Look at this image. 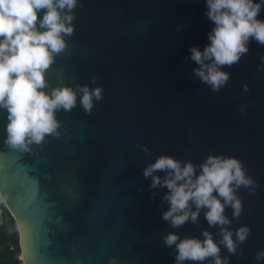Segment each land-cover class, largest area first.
I'll return each mask as SVG.
<instances>
[{
    "label": "water",
    "instance_id": "95a60500",
    "mask_svg": "<svg viewBox=\"0 0 264 264\" xmlns=\"http://www.w3.org/2000/svg\"><path fill=\"white\" fill-rule=\"evenodd\" d=\"M205 7L204 0H79L73 32L45 75L50 86L101 85V98L85 110L77 89L71 109L56 110L59 135L28 150L6 144L0 108V196L24 264H174L175 247L163 240L169 231L203 239L207 229L219 241L222 226L210 225L203 207L195 222L176 228L162 218L167 188L150 187L143 174L161 154L196 165L209 154L241 160L255 183L235 189L242 210L233 216L227 205L223 227L234 239L242 224L251 231L236 253L220 245L219 254L228 264H264L255 257L264 249V43L250 38L236 62L221 65L229 77L213 91L193 72L189 48L209 42Z\"/></svg>",
    "mask_w": 264,
    "mask_h": 264
},
{
    "label": "clouds",
    "instance_id": "9594fccd",
    "mask_svg": "<svg viewBox=\"0 0 264 264\" xmlns=\"http://www.w3.org/2000/svg\"><path fill=\"white\" fill-rule=\"evenodd\" d=\"M78 2L0 0V108L6 109L5 142L11 148L28 150L48 134L59 135L56 110L71 109L76 103L77 89L85 110L91 109L94 97L102 96L101 85L91 89L86 84L76 88L67 84L50 86L45 75L55 55L65 49L66 35L73 32L72 9ZM204 3L205 14L213 22L207 33L209 42L203 48L190 45V58L198 65L193 72L213 91H218L229 77L220 66L236 62L248 50L250 38L264 43V18H258L264 0H204ZM181 26L178 24L177 28ZM244 88L247 89V84ZM142 147L148 151L147 146ZM155 170H165L163 177ZM143 174L151 175L150 187L167 188L163 199L169 206L162 212V218L173 228L189 219L195 222L202 207L210 225L222 226L219 241L207 229L202 231L203 239L181 238L179 233L169 231L163 240L175 247L174 264L206 257L212 258V264H228L229 258L219 254L220 245L236 253L238 242L245 240L251 231L247 224H242L235 230L234 239L233 230L223 227L230 223L224 212L227 205L233 208V216H239L242 210L235 189L255 183L246 175L241 160L209 154L196 165L161 154L144 167ZM255 257L258 261L264 258V249L257 250ZM111 264H115V258Z\"/></svg>",
    "mask_w": 264,
    "mask_h": 264
},
{
    "label": "trees",
    "instance_id": "16d2710c",
    "mask_svg": "<svg viewBox=\"0 0 264 264\" xmlns=\"http://www.w3.org/2000/svg\"><path fill=\"white\" fill-rule=\"evenodd\" d=\"M18 236L17 224L0 196V264H24Z\"/></svg>",
    "mask_w": 264,
    "mask_h": 264
},
{
    "label": "rangeland",
    "instance_id": "374dc122",
    "mask_svg": "<svg viewBox=\"0 0 264 264\" xmlns=\"http://www.w3.org/2000/svg\"><path fill=\"white\" fill-rule=\"evenodd\" d=\"M0 247H1V243H0ZM21 254V253H20ZM20 256V255H19Z\"/></svg>",
    "mask_w": 264,
    "mask_h": 264
}]
</instances>
